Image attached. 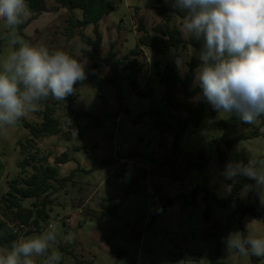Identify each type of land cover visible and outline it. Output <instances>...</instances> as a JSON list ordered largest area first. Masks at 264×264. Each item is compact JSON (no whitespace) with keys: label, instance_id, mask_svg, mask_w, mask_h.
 Listing matches in <instances>:
<instances>
[{"label":"rangeland","instance_id":"374dc122","mask_svg":"<svg viewBox=\"0 0 264 264\" xmlns=\"http://www.w3.org/2000/svg\"><path fill=\"white\" fill-rule=\"evenodd\" d=\"M47 2L49 5L55 4L54 0ZM115 2L116 9L101 22L103 42L99 53L107 54L114 45L123 69L136 58L139 62L138 88L141 91H153L156 100L162 101L165 88L159 82L158 69L175 64L180 75L185 77L188 73L187 62L195 51L191 47H183L172 50L165 56H156L144 48L141 55L129 56L141 35L138 27L143 24L151 30L161 22L157 8L161 5L172 7L171 2ZM68 16L69 12L66 10L57 14H43L25 29L28 39L18 33L30 43L44 44L52 50L62 49L80 59L87 67L92 59L84 51L89 50L90 46L84 44L79 36L67 38ZM181 23L182 19H174L175 26L180 27ZM5 31L3 22L0 21V54L9 50V43L3 36ZM86 33L93 36V27L89 26ZM129 72L130 70H123L124 79L120 81L119 94L109 80L112 73L108 67H104L101 73L107 79L101 87L95 89L90 83L78 87L74 93L76 101L73 108L82 116H69L65 104L53 105L48 99L41 101L38 110L43 111L46 104H50L54 108L55 117L60 119L62 132L59 135L44 137L31 143L28 140L32 136L21 122L10 127L6 134L0 132V218L5 217L4 197L9 190V182L25 175L20 167L23 159L36 155L39 159L47 158L50 164H54L55 158L66 152L74 156L85 171L111 159L112 163L101 170L79 172L74 178L75 184L68 183L65 188L53 194L51 217L43 224L40 232L34 227L17 228L12 224L18 229L20 237L38 235L48 225L55 224L60 233L56 245L62 253L59 264H77L76 260L91 264H210L208 259L192 262L179 258L182 253H206L214 247L212 241L203 239L210 224L203 219L204 204L199 202L186 212L176 205L151 224L152 214L163 206L160 196H175L193 186V182L197 180L196 173H185L184 162L188 154H196L202 150L210 159L207 172L209 186L220 196H229L231 186L220 176L219 150L224 147L218 123L231 114H213L207 106L201 126L190 127L182 137L181 157L176 170L172 172L165 161L172 149L174 133L169 130L161 135L154 129L151 117L144 115L151 106V100L142 98L133 91L127 79ZM175 97L179 103L177 110H173L175 118L188 116L200 100L199 97L186 98L180 87L177 88ZM37 111L28 113L23 119L41 123L43 117ZM139 117L141 120L137 122ZM261 130L264 132V125ZM84 145H88L90 149L74 151L75 147ZM250 159L264 163V136L238 143L227 152L226 166L229 162L247 164ZM59 168L60 176L66 177L77 168V163L69 162ZM28 171L31 173L32 169L29 168ZM230 180L243 186L239 196L245 203L264 207L254 180L244 176ZM31 205L32 200L24 202L26 207ZM232 209L233 207L226 211L217 209L214 220L226 225ZM104 213L106 216H103ZM242 225L249 235H264V222L252 216H245ZM234 231L241 232L237 220L231 222L224 238ZM68 235L73 237L71 243L64 239ZM221 260L225 264H252L250 256L228 252L225 242ZM35 264H42V258H36ZM261 264H264V258H261Z\"/></svg>","mask_w":264,"mask_h":264},{"label":"trees","instance_id":"16d2710c","mask_svg":"<svg viewBox=\"0 0 264 264\" xmlns=\"http://www.w3.org/2000/svg\"><path fill=\"white\" fill-rule=\"evenodd\" d=\"M54 1L55 4L49 5L47 0H27L31 15L25 19L23 24L18 26V32L28 39L25 29L34 20H37L46 13L57 14L61 10L68 11L69 16L66 19L67 38L73 39L75 36H79L84 44L90 46V49L84 52L92 59V63L85 67L86 79L75 86L76 90L85 83H90L95 89L101 87L107 81L101 73L104 67H108L112 73L109 80L114 84L119 94L120 81L124 79L123 70H130L127 79H129L133 91L138 96L151 100V106L144 115L151 117L154 129L159 131L161 135L169 130L174 133L172 149L167 154L165 161L169 164L170 170L174 172L176 164L181 157L180 141L187 130L190 127L198 128L201 126L205 118L207 106L210 107L213 114L218 113L217 110L213 109L202 98V89L195 84V71L200 64L198 53L203 47V39L185 38L180 33V27L174 25V19L176 17L182 19L183 14L173 7H165L163 5L157 8L161 22L154 25L151 30L143 24L138 27L141 35L137 40L135 48L130 51L129 56L137 57L141 55L144 48L156 56H165L172 50H178L183 47H191L195 51L187 62L188 73L185 77L180 75L178 66L175 64H168L158 69L159 82L164 86L165 93L162 101H157L153 91H141L137 86L139 62L136 61V58L130 61L129 65L123 69L121 68V60L117 58V51L114 50V45L107 54L101 55L99 53L103 42L101 22L116 9L117 3L115 0ZM163 1L157 0L159 4ZM89 26L93 27V36L86 33V29ZM1 46L2 42H0V53ZM78 60L81 61L80 59ZM178 87H180L186 98L193 99L199 97L200 100L188 116L175 118L174 111L177 110V105L179 104L175 97ZM74 93L66 97L64 101H58L51 97L48 98V101H51L53 105H67L69 116H82L73 108L76 101ZM37 114L43 117L41 123L27 122L23 118L19 120L32 136L28 140L29 142L32 143L44 137L61 134L60 119L55 117L54 108L50 104H46L43 111L38 110ZM140 120L141 117L138 118L137 122ZM263 125L264 116L260 117L255 124H245L234 114L218 123V128L222 132L221 141L224 147L222 150H219L220 176L222 180L231 186L228 197L224 198L220 196L218 192L209 186L207 172L210 159L204 150L196 154H188L184 162V172H196L198 174V183L190 191L181 192L175 196H160L163 200V206L152 214L151 224L165 211L176 205L184 212L189 208L195 207L199 202L204 204L203 219L210 224L203 234V239L212 241L214 247L206 253H182L179 257L180 259L192 262L208 259L210 264H225L221 260V257L223 254L224 237L231 222L237 220L241 232L245 235H249L242 225L245 216L249 215L258 221L264 222V207L259 208L245 203L239 196V192L243 186L233 183L230 179H225L224 176L227 152L231 151L242 141L264 136V132L261 130ZM87 149H90V147L84 145L82 147H75L74 151L80 152ZM69 162L77 163V168L72 170L68 176L61 177L59 166ZM111 163V159L104 160L94 165L90 171H85L80 167L77 159L66 152L56 157L54 164H50L47 158L39 159L36 155L23 159L20 167L25 175L15 177L9 182V190L4 197L5 217L0 218V247L10 248L11 242L20 237L17 228L34 227L37 232H40L43 224L47 223L51 217L50 207L54 203L52 196L55 192L65 188L68 183L75 184L74 178L79 172H95ZM29 168L32 169L31 173L28 171ZM179 177H182V175H179ZM27 200H32L31 207L24 206V202ZM232 207L233 209L227 219L229 222L226 225L218 220H214L217 209L226 211ZM103 216H106V214L104 213ZM98 219L100 220L101 217H98ZM12 224H15L17 228H14ZM150 225L147 226V230H149ZM250 258L252 264H261V258L254 256H250ZM76 262L77 264H91V262L79 260H76Z\"/></svg>","mask_w":264,"mask_h":264},{"label":"clouds","instance_id":"9594fccd","mask_svg":"<svg viewBox=\"0 0 264 264\" xmlns=\"http://www.w3.org/2000/svg\"><path fill=\"white\" fill-rule=\"evenodd\" d=\"M166 3L169 0H165ZM183 14L180 33L203 39L195 81L202 98L218 112L245 124L264 116V0H170ZM31 15L27 0H0V21L9 50L0 54V132L7 133L49 97L64 101L86 79L85 63L62 49L26 41L17 31ZM225 179L244 176L256 182L264 202V163L229 162ZM60 233L50 224L38 235L20 237L0 248V264H59ZM71 243V235L64 237ZM228 252L264 258V235L230 232Z\"/></svg>","mask_w":264,"mask_h":264},{"label":"crops","instance_id":"0c3cea01","mask_svg":"<svg viewBox=\"0 0 264 264\" xmlns=\"http://www.w3.org/2000/svg\"><path fill=\"white\" fill-rule=\"evenodd\" d=\"M196 173V172H195ZM196 178H197V180H195V182H193L194 184H193V186L192 187H190L188 190H186V192L187 191H190L197 183H198V174L196 173ZM189 209H187V210H185L184 212H186V211H188Z\"/></svg>","mask_w":264,"mask_h":264}]
</instances>
